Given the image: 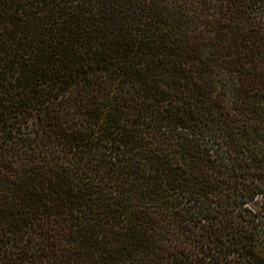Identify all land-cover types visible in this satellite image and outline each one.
Wrapping results in <instances>:
<instances>
[{"label":"trees","instance_id":"1","mask_svg":"<svg viewBox=\"0 0 264 264\" xmlns=\"http://www.w3.org/2000/svg\"><path fill=\"white\" fill-rule=\"evenodd\" d=\"M0 264H264V0H0Z\"/></svg>","mask_w":264,"mask_h":264}]
</instances>
